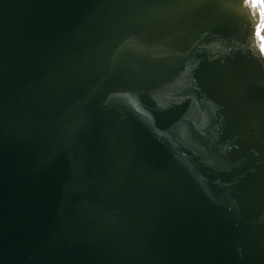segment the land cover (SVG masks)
I'll use <instances>...</instances> for the list:
<instances>
[{"label": "water", "instance_id": "1", "mask_svg": "<svg viewBox=\"0 0 264 264\" xmlns=\"http://www.w3.org/2000/svg\"><path fill=\"white\" fill-rule=\"evenodd\" d=\"M199 3L0 0V264H264V166L224 133Z\"/></svg>", "mask_w": 264, "mask_h": 264}, {"label": "rangeland", "instance_id": "2", "mask_svg": "<svg viewBox=\"0 0 264 264\" xmlns=\"http://www.w3.org/2000/svg\"><path fill=\"white\" fill-rule=\"evenodd\" d=\"M199 1L213 12L215 10L218 17L214 21H223L222 29L219 28L223 36L219 40L212 37L209 44L212 69L222 60H227L230 66L229 94L223 112L224 133L228 130L237 133L239 138L241 134L235 130L237 121L240 130L250 129L240 140L249 141H244L246 152L253 159L259 158L264 166V0ZM214 21L213 25L217 23ZM249 214L252 220H248ZM257 221L252 213L246 212L244 219L234 223L229 235L235 245L240 246L242 240V246L248 248L251 235L258 230Z\"/></svg>", "mask_w": 264, "mask_h": 264}, {"label": "bare ground", "instance_id": "3", "mask_svg": "<svg viewBox=\"0 0 264 264\" xmlns=\"http://www.w3.org/2000/svg\"><path fill=\"white\" fill-rule=\"evenodd\" d=\"M223 239H225V238H223ZM226 240V239H225Z\"/></svg>", "mask_w": 264, "mask_h": 264}]
</instances>
